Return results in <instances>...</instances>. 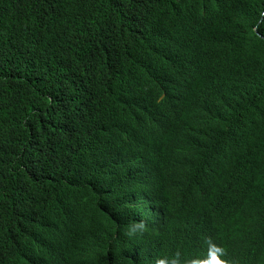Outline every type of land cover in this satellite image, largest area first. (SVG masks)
Wrapping results in <instances>:
<instances>
[{
    "label": "trees",
    "instance_id": "1",
    "mask_svg": "<svg viewBox=\"0 0 264 264\" xmlns=\"http://www.w3.org/2000/svg\"><path fill=\"white\" fill-rule=\"evenodd\" d=\"M209 242L264 264V0H0V264Z\"/></svg>",
    "mask_w": 264,
    "mask_h": 264
},
{
    "label": "clouds",
    "instance_id": "2",
    "mask_svg": "<svg viewBox=\"0 0 264 264\" xmlns=\"http://www.w3.org/2000/svg\"><path fill=\"white\" fill-rule=\"evenodd\" d=\"M165 128H158L155 132L163 135ZM124 203L122 202V207ZM126 205V204H125ZM140 221H135L126 225L123 230V235L128 238H135L143 234L146 230V224L144 222L143 214L139 215ZM227 252L221 246L209 242L206 256L202 260H198L197 264H231L226 259ZM154 264H184L181 260L179 252L173 253L170 256L159 257L155 259Z\"/></svg>",
    "mask_w": 264,
    "mask_h": 264
},
{
    "label": "bare ground",
    "instance_id": "3",
    "mask_svg": "<svg viewBox=\"0 0 264 264\" xmlns=\"http://www.w3.org/2000/svg\"><path fill=\"white\" fill-rule=\"evenodd\" d=\"M208 174H209V172H208ZM209 175H210V174H209ZM209 175H208V176H209Z\"/></svg>",
    "mask_w": 264,
    "mask_h": 264
}]
</instances>
